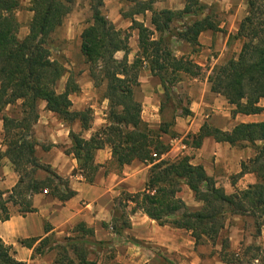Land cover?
Instances as JSON below:
<instances>
[{
	"label": "trees",
	"instance_id": "trees-1",
	"mask_svg": "<svg viewBox=\"0 0 264 264\" xmlns=\"http://www.w3.org/2000/svg\"><path fill=\"white\" fill-rule=\"evenodd\" d=\"M89 1L93 16L81 32V53L94 84L106 83L105 98L109 101V111L107 123L89 139L82 133L70 132L72 147L68 152L73 153L79 162L74 174L80 172L91 182V174L97 168L95 153L109 145L119 165L131 164L135 160L151 164L146 188L134 193L122 191L116 199V206L127 207L132 203L131 212L141 210L159 225L189 231L196 245L211 242L216 246L228 216L232 215L252 217L256 235H260L264 226V121L238 123L231 130L205 123L197 134H188L193 137V147H200L206 137H213L218 142H228L237 147L247 144L254 148L253 157L242 162L238 175L254 172L257 182L227 193L207 174L203 165L192 164L189 155L175 159L164 157L171 144L162 139V134L171 133L174 137L177 134L164 124L157 130L150 128L142 119V103L135 95V89L140 86L142 67H148L160 79L166 94L180 75L200 76L203 70L200 64L189 56L174 54L172 37L177 36L192 47H200V35L207 30L221 31L219 24L209 15L201 16L203 5L200 0H186L181 10H158L152 0H130L137 8L131 14L129 31H138L139 47L131 62L129 31L118 28L104 14L103 0ZM73 4L74 0H31L29 9L34 14L29 32L20 39L16 11L21 1L0 0V112L7 105L18 103L20 107L19 116H3L4 155L12 162L19 180L12 189L0 190V221L11 218L12 207L22 215L36 211L32 200L34 194L46 192L62 202L76 195L69 179L60 176L37 156L38 141L33 132L34 124L40 118L41 102H45V108L60 119L70 123L79 120L84 130L91 127L92 118L88 116V110L71 109L70 96L81 90L73 75L70 73L63 91L56 89L68 70L61 61L52 57L51 38L63 25ZM146 11L151 12V27L134 18ZM192 15L194 18L184 24V30L172 28L175 20ZM234 37L243 39L241 50L237 57L213 69L208 78L210 89L235 107L233 115L260 113L264 110L261 105L264 100V0H248V14L240 22ZM118 52H123L121 59L116 56ZM183 114L190 115L191 111L187 109ZM184 142L190 144L189 140ZM45 148H50V145ZM39 171L46 172V177H38ZM183 185H187L195 199L201 202L200 208H190L180 197ZM116 221L112 223L115 231L130 226L129 219H124L120 225ZM76 229L80 231L79 235L66 237L64 243L57 246L56 263L97 264L88 258L85 225L80 223ZM36 240L27 239L21 243L32 246ZM48 242L49 238H44L36 252H41L42 246ZM249 248L264 253L259 246ZM219 254L225 263L242 264L240 254L230 250L228 238H222ZM251 258L260 261L259 255ZM0 264H25L16 259L12 246L1 238Z\"/></svg>",
	"mask_w": 264,
	"mask_h": 264
},
{
	"label": "crops",
	"instance_id": "crops-1",
	"mask_svg": "<svg viewBox=\"0 0 264 264\" xmlns=\"http://www.w3.org/2000/svg\"><path fill=\"white\" fill-rule=\"evenodd\" d=\"M153 5L158 10L172 8L169 1H157ZM226 7H232L233 10L228 21H222L219 27L223 28L226 25L228 32L207 30L199 37L203 51L196 62L202 66L206 65L208 57L216 64L232 56L221 42L224 38L227 47L231 35L237 33L240 22L248 14V1L229 0ZM135 17L140 20L139 14ZM113 22L118 24H116L118 28H126L129 25L123 15L115 17ZM238 50H241L239 44L236 48V51ZM211 70L212 68L209 75ZM208 78L209 76L200 81L202 86L190 103L192 115H188L187 118H176L174 129L177 135L174 137L163 133L162 139L171 144L170 151L164 157L189 155L191 163L203 165L218 186L223 187L227 193H234L258 180L254 172L238 175L242 170V162L248 161L254 155L251 148L218 142L213 137H206L200 147H193L191 142L186 144L183 139L188 134H197L205 123L222 130H231L238 123L264 121V110L256 114L233 115L235 107L228 103L224 96L211 91ZM158 79L148 67L140 71V88L152 95L139 100L143 108L142 119L154 127L161 123V102L155 97L157 95L155 90L159 89L160 85ZM79 85L84 91L85 86L81 83ZM74 97L76 96H70L72 103ZM262 101L261 105L264 106ZM45 105V102H41L40 108L45 109ZM43 112L46 111L40 112V118L33 127L34 136L38 141L36 154L42 162L50 164L60 176L69 179L70 187L76 191V195L62 202L46 192L34 194L32 200L36 211L26 215L12 207L11 218L0 221V238L12 246L18 261L25 264H57L59 252L57 246L63 244L66 237L79 235L80 231H77L76 226L83 223L87 229L85 235L88 240V258L97 264H162L160 259L163 258L155 250L168 257L179 256L180 264H205L201 255V244L196 245L189 231L159 225L141 210L131 212L134 206L132 203L127 206L125 218L129 219L130 226L120 231L112 228L115 217L119 215L116 199L122 191L132 193L143 191L150 178L151 164L135 160L131 164L119 165L112 155L111 147L106 145L95 153L94 163L97 168L91 174V182L80 172L74 174L79 162L73 153L68 152L72 147L70 132L82 133L84 138L89 139L107 123V118H95L91 127L84 130L79 120L70 123L60 118H42ZM3 116L4 114L0 112V190H10L17 184L19 175L12 162L4 155L6 145ZM47 145H50V148H45ZM46 175L43 171L37 173L40 178ZM183 192H186L187 197ZM179 195L190 208L201 207V202L195 199L194 193L187 185H183ZM46 227L49 229L46 230ZM46 237L49 238V242L42 246L41 252H36V247ZM33 238L37 240L32 246L21 243L22 240ZM222 238H228L230 250L238 254L243 241L247 244L254 243L264 249V226L261 234L256 235L252 217L230 216L222 236L216 243L217 253L212 256L216 259V264H228L221 260L219 254Z\"/></svg>",
	"mask_w": 264,
	"mask_h": 264
},
{
	"label": "rangeland",
	"instance_id": "rangeland-1",
	"mask_svg": "<svg viewBox=\"0 0 264 264\" xmlns=\"http://www.w3.org/2000/svg\"><path fill=\"white\" fill-rule=\"evenodd\" d=\"M21 6L16 11V15L20 22V30L18 36L20 39H23L29 32V24L33 17V12L29 9L31 6V0H20ZM140 2L147 0H138ZM170 2L172 8L174 10H181L184 8L186 4V0H152V2ZM248 1V0H247ZM229 0H200V3L203 5L202 10H200L201 16L209 15L216 23L220 25L222 21H228L230 17V13L232 12V7L227 8L226 4H228ZM155 5V4H154ZM153 5V6H154ZM136 5L133 1L130 0H103L102 10L104 14L112 21H114L115 17L124 16L126 19L127 27L120 28L124 31H129V27L132 25L131 14L136 10ZM93 10L91 7V2L89 0H74V4L72 6V11L66 16L63 25L57 30L56 33L52 35L51 38V52L52 57L61 61L65 66L68 72L65 76L58 82L56 85L57 91L61 92L70 73L73 75V79L77 81L78 84H82L85 86L84 91L80 90L77 93L72 94L74 97V103L72 104V110H88V116L92 118V121L100 118H107L109 111V101L105 98L106 91V83H102L99 86L94 84V81L90 77L89 67L85 61V57L81 53V32L83 29L89 25L92 21ZM134 18H136L134 16ZM139 21L145 23L146 26L151 27V13H143L139 14ZM190 18H194V16H187L180 20H175L172 24V28L176 31L184 30V24L189 21ZM138 20V19H137ZM117 24V23H116ZM118 25V24H117ZM223 32L227 31V26L225 25L221 28ZM226 30V31H225ZM129 33L131 37L129 39L131 53L129 55V60L132 62L136 54L138 52V31L130 30ZM236 35V34H235ZM235 35H231L228 46L225 47V39L221 43L224 44L225 50H229L232 56L226 58L222 63H214L213 59L208 57V62L206 65L202 66L203 70L200 76L191 77L185 74L180 75V78L177 82L172 84L169 88L168 94L165 93L164 88L160 82L159 89L156 88V98L161 102L160 104V125L150 126L157 130L162 124L168 126L171 132H176L174 129V125L176 124V118H187L188 115H184L185 110H190V103L197 94L198 90H200L202 83L200 81H204L209 76V71L211 73L213 69L217 65L224 64L230 58L237 57L239 54V50L236 51V48L239 49L242 47L243 39H239L234 37ZM239 39V41L237 40ZM237 45V46H236ZM171 48L174 51L176 56H189L195 62L196 59L202 54L203 48L202 45L200 47H192L191 45L184 42L182 39L177 36L172 37ZM197 50V51H194ZM235 50V51H234ZM213 54L215 52L213 51ZM219 54V51L217 52ZM117 58L121 59L123 57V52H118L116 54ZM217 56V55H216ZM144 67L141 68L143 70ZM158 79V77H157ZM159 80V79H158ZM91 82V83H90ZM87 84V85H86ZM199 86V87H198ZM135 95L138 100H142L144 97L152 96L148 91L140 88L138 86L135 89ZM20 102V101H19ZM264 104V100L262 101ZM8 107V108H7ZM7 108V109H6ZM43 112L42 118H60L55 113L47 112L49 110L40 108ZM191 111V110H190ZM1 114L10 115V116H19L20 115V107L18 103L14 105H9L3 107ZM192 115V112L191 114ZM147 123V122H146ZM163 135V134H162ZM171 135V133L169 134ZM183 140L193 141V137H186ZM261 144L260 142H258ZM248 146L254 152V148L249 145L238 146L245 147ZM182 156V155H179ZM178 157V156H177ZM171 158V157H168ZM171 158V159H175ZM185 197H187L186 192H183ZM118 208V217L116 218L117 225H120L121 222L126 218L127 207L117 205ZM122 215V217H120ZM230 216H228L229 218ZM120 218V219H118ZM228 220V219H227ZM247 225V224H246ZM249 246H256L254 243L247 244L246 241H243L241 249H240V257L243 260L242 264H264V253L257 250H249ZM163 259H160L162 264H180L179 256L168 257L161 253V251L155 250ZM234 252V251H233ZM217 253V250L211 242H206L201 244V255H203L205 264H216V259H213L212 256ZM254 255H259L260 261H254L251 257Z\"/></svg>",
	"mask_w": 264,
	"mask_h": 264
}]
</instances>
